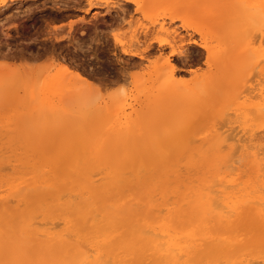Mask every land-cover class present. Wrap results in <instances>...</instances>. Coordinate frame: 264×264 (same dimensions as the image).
I'll use <instances>...</instances> for the list:
<instances>
[{"label":"bare ground","instance_id":"6f19581e","mask_svg":"<svg viewBox=\"0 0 264 264\" xmlns=\"http://www.w3.org/2000/svg\"><path fill=\"white\" fill-rule=\"evenodd\" d=\"M85 1L87 6L85 10L83 9L85 13L91 8L99 6L96 2L90 0ZM122 1L123 4L119 6L117 16H114V21L119 20L117 24L119 26L117 27L118 29L121 26L120 23L130 24V20H124V15L128 14V7L131 5L133 6L134 13L142 12L144 8L149 5L160 6L163 10V18L162 23H159L157 29L155 27V21L150 22V25L145 27H133L134 29L131 30V41L138 45L141 38H143V46L141 48L126 46L120 39V32H113L111 37L114 51H118L121 55L143 58L145 55L144 53L147 54L151 51L155 43L158 46L169 44L167 41L160 40L156 37L148 39L153 32L164 33L171 39L178 38L180 40L182 37L176 26L175 28L169 29V26L167 27L166 25L171 26V24L174 25L176 22H180V28L186 29L191 27L189 22L175 14L189 8L194 11L192 8H195L196 10L198 9V6L201 5H211L213 9H217L216 11H218V14L215 16H213V13L209 16L210 19L207 18L212 25V27L207 30L211 36L214 38H220L219 35L223 34L226 37L227 44L229 42L234 44H228L229 46H226L225 48H221V45L220 47H214V45L213 47L215 49L213 47H210L211 49L209 48V50H211L209 53L211 52L212 57L216 58L219 54L222 55L220 59L222 63L220 64L224 69H220L219 67V73L216 71L215 75L208 78L206 83L208 88L205 90L207 93L209 91L208 95L211 96L210 98L212 99H208L207 97L206 99L203 96L202 99L204 100L205 98L204 101L201 100L200 93L198 94L200 91L199 86L192 87V85L189 86L190 88L187 86V88L184 85L181 86L180 83L174 80L172 72L177 69L178 65L175 66L171 57L177 55L179 59L181 58L183 61L186 60L185 58L187 57V54L186 51L170 49L166 56L163 57L164 63L162 62L170 68L169 74L167 76L165 75L164 78L160 76L162 75L161 73L160 75L156 74V79H154L157 82L151 87H146L141 81V83H137L139 85L143 84V86L140 85V87L146 88L148 90H146L147 92H150L149 89L157 92L152 94L153 96H150L152 99H148L150 94H145L146 97L148 96L146 99V105L150 104L149 106L145 105V107H151L149 108L152 111H149L150 115H154L149 116L150 118L155 117V119H153L154 121L159 118L157 121H161L160 125L164 121L166 122L165 124L168 122L166 126H168L171 121L170 126H175L173 128H176L178 131L180 128H185V123L188 122L189 118L191 122V120L194 121L197 117L201 116V114H199V116L198 114L196 115L195 112L200 111L199 113H201L202 107L205 106L204 103H207L208 100H212L211 105L207 104L208 107L210 106L209 108L218 107L220 96L225 99L226 97H224V95L231 93L229 92L230 89L231 91L239 90L238 88L246 86L248 81L254 82L250 81L251 78L255 80L253 77H259L256 79V85L251 88V92L254 89L257 91V94H255L257 101L253 102V100H251L248 103L245 101V103L239 105L235 102L230 103L231 100L229 101L228 96V103L224 102V104L238 105L234 108V111L236 117H240L243 121H247L250 118H255L258 121L260 119L264 120V51L261 48L264 41V0H143L142 3L139 0ZM56 9L58 10L60 8ZM27 12L29 13V11ZM69 26H71V23H69ZM58 27L59 26H55L54 28L58 29ZM195 28L196 27H194V29ZM195 31L204 39L205 30L197 28ZM223 35L221 38H224ZM216 45H218V42ZM207 47L206 45L204 46L206 51H208ZM217 47L219 48L216 49ZM160 58H162V56H160ZM119 60L121 61V59ZM123 61L126 62V60ZM225 63L229 65L228 68ZM162 65H160V68H164ZM130 66L132 67L134 65L132 64ZM61 68H63L62 65ZM63 70L67 71V67H64ZM229 70L230 73L228 72ZM233 71H235V73ZM72 75L75 79L74 83L76 79H78L77 81L84 80L82 74L78 71L72 73ZM1 80L0 77V84ZM225 80L228 85L232 81L229 90H227V88L230 87V85H227L226 87L222 86ZM143 81L145 82V79ZM78 83L79 82H77V84ZM226 83H224V85ZM206 84L204 88H206ZM76 86L78 87V85ZM73 87V89L76 88L74 85ZM218 87L222 88L219 90ZM215 88H217V90ZM224 88H226V90ZM248 88L244 87L241 91L244 92V90L246 91ZM223 89L227 91V93L223 91ZM240 90L238 92H241ZM211 91L215 92V97L212 96L213 93ZM216 91L219 92L220 95H218ZM77 92L79 93V91ZM231 96L232 99L237 97L233 95ZM116 102L118 103V101ZM120 102L122 101H119V103ZM40 103L42 102L40 101ZM43 103V107L40 109V105L38 107L39 115L44 114L45 116L52 117L53 123H51V125L53 126H56L58 122V126L61 123L67 125V122L64 123L65 120L63 122H61L62 119L59 120L61 116L59 117L57 108L53 105L50 106V104H46V102ZM224 104L221 103V108L225 107ZM95 106L93 108H95ZM36 107H33L32 109H35ZM117 107L119 109V106ZM117 107L114 109L116 110L114 114L110 113V111L105 114L103 110L104 107L102 109L103 112L100 111L101 113L99 112V109L102 107H96L97 109L95 108V110H92L91 107L93 112H91L90 109L88 110V113L91 112V114H89V116L87 114V118L93 119V121H97L98 119H101L102 121H98V124L100 123L101 127L96 124L99 129L92 128L90 131V133L92 132L91 134L95 135L94 138L91 137V134L87 135L86 132V138L89 139L90 137L89 140H86H96L95 147H93L91 151H88V154H83L84 147L85 151L88 148V144L84 143H87V141L82 137V132L85 133L84 131L86 129L83 126V129H81V126L79 129H76L75 122L72 126L67 125L71 128L69 130L70 132L68 131L67 126H62L64 127L63 130L66 129L65 134L67 139H69L67 136H71L70 133L74 130H76L74 131V134L76 135L78 133L79 135H76L77 137L74 135L76 137L75 140L78 139L81 141L82 139L81 142L78 140L75 141L73 138L74 136L72 135L73 137H70L69 144H65L67 147L70 144L72 146L73 144H76L78 147L74 151H79L80 147L84 146L79 154L78 152L75 154L69 153L64 155L62 159H60L62 157L60 154L61 157L58 158L62 162L60 165L64 164L63 167L49 162V164L51 163V165L48 166L49 168L44 169L45 165H40L36 158L39 155L42 157L41 152H39L38 149H35L38 152H34V150L31 151L33 148L29 146L25 147L24 142L17 140L20 144L24 145H20L22 148L25 147L27 151L30 148V153H27L26 149V153H24L20 146H16L19 143L15 144L16 149H21L22 157L26 156V154L32 156L33 153V155L36 156L34 157L36 160L29 155L30 160L33 159L34 161L31 160V162L37 161L38 164H35L37 162L29 163V160L28 164H25L27 167L25 165H23L24 167L19 165L22 168L26 167L25 169L27 172L25 171L26 173L24 172V174L17 171L15 173V171L12 170V174L9 176H12L15 173V175H13L14 178L7 182L6 190L4 189L3 191L2 187L5 182L4 176H8V174L3 176L1 171H3L4 168H7L8 166L6 165L8 164L5 163L6 167L4 165L1 167L0 163V233H30V237L28 234L29 239L27 238L28 240L22 241L21 244H23V242L26 243L27 241L35 243L37 242L36 238L38 237H35V234L32 236L33 233H54L50 231L51 229H45L49 228L46 226L48 224L47 222H44L45 224L42 223L43 226H45L44 230H42L43 228L39 229L36 225L35 219L38 216H40V218L42 216V218H46L47 221L52 219L55 221V218L53 217H59L66 226V231L64 232L63 229L62 232L56 233H82L76 240V244H71L66 240L67 238H58L55 241L47 240V245L44 244L45 246L43 245L41 248L44 252L37 251V253L44 254L46 252L45 249L55 250L59 256L54 255L50 250L51 252H48H50L51 256L48 255V257L57 256L58 259L60 258L59 264H62L61 261L67 257L69 261V256H71V259H73V257H76L75 260L78 259V263L76 261L75 264H264V128L262 127L263 130H259L262 134L257 133L254 129H248L246 127H241L240 130L238 129L239 131L237 130L238 132H235L234 128L236 125H233L231 127L233 129L232 131L226 132L225 134L222 132L218 133L216 131L217 128H221L223 126H221V124L223 123L224 126L226 125L224 119L225 122H216L221 127L218 126L215 128L216 130H212L213 133L210 136L200 139V142L195 145L191 151L187 153L184 151L169 153V142L173 141L174 144H176L175 146L178 145L181 147L185 142V135L183 136V133L189 132V128L193 122H189V126L187 125V128H185L186 130H181L183 133H180V130L178 131L179 134L176 133L178 136L181 134L182 143L179 140V143H176L178 137L176 134H172L173 136H176V140H174L175 137H172L173 140L170 141L171 137L169 136H171L172 132L175 133L176 131L168 130L163 123L160 126L163 127L160 128L159 132H161V134L159 139H163L164 136V140L167 141L160 140L167 144V149L169 150L167 153L161 147L162 145H160V141L157 137L156 141H159L157 143H159L162 149L156 150L159 146L154 140L155 134L158 133V130L153 126L158 122L156 121L155 123L152 121L150 123L154 124L152 126L153 129L149 127L150 129H146L147 132H143L144 134L146 133L147 139L150 141L147 140L149 146L147 144L146 147H150L149 149L153 148V151L155 152L153 153V151H151V153H149L147 151L148 153L145 152L137 155L125 154L124 156H121L120 154L103 151V143H108L109 140L114 142L115 147H119V142L129 141L130 138L127 140V137L133 135L132 133L135 134L136 132L138 135L139 133H137V131L131 132L134 124H137L134 119L124 120L125 118L123 116L124 121H121V118H117ZM120 107L122 106L120 105ZM195 107L197 108V111L195 110ZM85 108L87 109V107ZM85 108L83 106L82 109L84 110ZM123 108H121L122 112L124 111ZM141 109L142 108L138 110ZM148 110H146V113ZM160 111L162 112L160 113ZM174 111H182L183 113L179 116H175L173 113ZM192 111L194 112L193 114L195 115V118L191 113ZM203 111H205V109ZM226 113H228L229 116L231 112H225L224 114ZM111 114L113 115V121L108 122L111 119L109 118ZM129 114L127 113L128 116ZM157 114L159 117L157 116L156 118ZM135 115L136 114L134 113L133 116L135 117ZM220 116L222 115L219 113V117ZM80 117L81 121L85 118L82 117V115H80ZM175 117L177 119H175ZM178 117L179 119H182L178 120ZM166 118L167 120H165ZM89 119L86 120L87 123ZM226 120H228V118ZM200 122L198 121V123ZM228 122L230 121L228 120ZM261 122L264 124L263 121ZM77 123L78 122H76V124ZM82 123L83 121L80 122V125H83ZM76 126H78V124ZM192 126L194 127V123ZM227 126L229 125L227 124ZM172 127H170V129ZM231 128L229 129L231 130ZM151 129L153 131L157 130L154 131L155 134L152 133L153 131ZM204 129L207 130L206 126ZM150 130L152 135L150 134ZM225 130L228 129L224 127L223 132ZM194 131L195 130L190 132ZM233 131L235 132L234 134H232ZM63 134L62 131V135ZM65 134L63 135V138ZM62 135H59L60 138H58L65 140L66 138H61ZM131 137L133 141L132 143L135 145V142L137 143L138 141L135 140V136ZM193 137L195 138V136ZM196 137H198V135H196ZM141 139L140 141H142ZM71 140H74L75 142ZM59 141L61 142V140ZM194 141H196V139H194ZM13 142L16 143L15 140H13ZM65 142L68 141L65 140ZM3 143L4 141L0 138V159L3 158V154L9 151L8 147V151L3 153V151L6 150H3L5 147H3ZM132 143L131 145H133ZM59 144L61 145V143ZM91 145L93 146V143ZM15 146L14 149H12L13 146L10 147V150H14V153L16 152ZM56 146L58 145L56 144ZM122 146H124V143ZM178 146L176 148H179ZM171 147L175 148L174 145ZM132 148L134 149L135 146ZM73 149H75V146ZM173 150L171 149V152ZM20 151H17L18 155L16 156L21 157L19 154ZM59 153H57L58 155L56 154V156H59ZM13 157L16 158L15 155ZM46 157L49 159L48 156L45 155V158ZM27 158L28 156L23 157L24 160H27ZM13 159H11V164L16 161V159ZM12 160L14 162H12ZM144 161H147L148 164H145ZM2 164L4 163L2 162ZM11 164L9 166H11ZM32 164H34L35 167L32 166ZM17 165H15V167ZM29 165L32 169L28 171L27 169ZM36 165L41 167H36ZM241 166L246 170V177L244 179L240 174ZM11 168L12 167H10V169ZM7 170H9V168ZM73 196L75 199H73ZM9 198L13 199L16 203L14 206L10 204L12 203V200L10 201ZM9 204L11 206H9ZM140 204L144 206L143 209L139 208ZM58 223H55L57 227L59 224H62ZM49 224L53 225L52 227L54 228V222L53 224L49 222ZM41 226L42 225L39 227ZM57 230L58 229H56V231ZM60 236L64 237L62 235ZM75 236L77 235L75 234ZM73 239H75V237ZM39 240L40 242H45L46 239L39 237ZM32 247L35 249L40 248L37 243L33 244ZM74 247H76V249ZM3 264L8 263L4 262Z\"/></svg>","mask_w":264,"mask_h":264},{"label":"rangeland","instance_id":"374dc122","mask_svg":"<svg viewBox=\"0 0 264 264\" xmlns=\"http://www.w3.org/2000/svg\"><path fill=\"white\" fill-rule=\"evenodd\" d=\"M11 1L12 0H0V77L2 79L1 84H0V138H2V140L4 141L3 147L4 146L5 147L3 148V150L6 149L3 151V153L7 152L9 150L7 153L3 154V158L0 159L1 167H2V165L5 166L6 164H8V165H6V166H8L7 168L3 167L4 168L3 171L5 169L7 170L9 168V170H7V171L5 170L6 173H5V171L4 172L1 171V174H3V176L5 174H8V176H4L5 182L3 181L4 182L3 187H2L3 191H4V189L6 190L7 182L9 180L11 181V179L14 178L13 175H15L16 171L20 172L22 174H24V172L26 171L25 168L27 166L25 164H28V161L30 160V157H29L30 154H26V156H28L27 160H24L26 158L23 159V157H26V156L22 157V155H21L22 151H24V153H26V151H27V149L25 148L26 146L33 148V149H31V151L34 150V152H35L36 151L35 149H38L39 152H41L42 157H40V155L38 156V154H37L38 157H36L35 155H33L32 152H31L32 156L31 155L30 156H31V158L33 157V159H35V160L37 158V161L40 163V165L41 164L45 165L44 169L49 168L48 166H50L51 163L63 167L64 164L60 165V163H62L60 161V159H62L64 157V155H67L69 153L75 154L76 152H78V154L81 153L80 150L84 146L80 147V150H79L80 152H79V151H74L77 149L78 145L76 146V144H73V142H72L73 146L71 144L68 145V147L65 145L67 143L69 144L70 137L72 135L73 136L75 135L74 131H76V130L71 131V133H70L71 136L68 134L69 136H67V137L69 139H67L66 134H65L66 129L63 130L64 127H62V126H67V125L72 126L75 124L76 129H79L80 126H81V129H83V127H84L86 130L85 131L83 130L85 133L82 132V134H83L82 137H84L85 140L88 139L85 136L86 132H87V135H90L92 133V132L90 133L92 128L93 129H99V127H101L100 123L98 124V121L102 122L101 119L100 120L98 119L97 121L96 120L93 121V119H89L86 117L87 114L89 116V114H91V112H93L92 110H95L96 107H98V108L102 107L101 109H99V112L100 111L103 112V110H104L105 114H107V112L109 113V111H110V113L114 114V112L116 111V110H114L115 107L119 106V109L117 107V109H118V111H117L118 117L117 118H119V119L121 118L120 119L121 121L124 118H125L124 120H126V119L133 120L134 119V121L137 122V124L136 123L134 124L133 129H131V132L137 131V133H139V135L136 134V132H135V134L132 133L133 135L129 134L133 137L135 136L134 137L135 140L138 141L137 143L135 142V145L132 143L133 142L132 137L129 136L126 138L127 140H129V138H130L129 141H126L128 143L121 141L124 143V146H122L123 143L119 142V144H118L119 147H115L114 142L108 140V143L107 142L103 143V146H102L103 151L111 152L114 154H120L121 156H124L125 154L126 155H129V154L130 155H137V154H142L145 152L151 153V151H153V148L149 149L150 147H148V148L146 147L147 144L149 146L150 141L147 139V135H146V133L144 134L143 131L147 132L149 127H151L152 129L154 127L155 129H157L158 133H156V134L154 131H157V130L153 131L151 129L153 131L152 133L155 134V140L154 141H156V137L159 139L160 134H161V132H159L160 128L163 127V126L162 127H160V126L163 123L166 126L168 124V122H167V124H165L166 122L164 121L160 125L161 121L160 120L157 121L159 118L156 120L158 123H156V121L153 120V119H155V117L154 118L151 117L152 118V120H151V118L149 116H154V115L153 114L150 115L149 111H151V110L149 108H151V107H149V108L145 107L146 99L148 97V96L146 97L145 94H147V93L150 94L148 97V99H150L151 98L150 96L152 94H154L156 91L155 90L151 91V89H149L150 92H147L148 90L144 87H140V85L143 86V84H144V85H146V87H151L152 85H154L157 82V81H155L156 74L160 75V73H161L162 75H160V76H162L163 78L165 75L167 76L169 74L170 68H168L165 64H163L164 63L163 57L166 56L167 52L170 49H175V50H179V51H186V54H187V57L185 58L186 60L182 61L181 58L179 59V57L177 55L171 57V60H172V62L175 63V66L178 65L177 69H175L173 72L171 71L173 73L172 74L173 78L176 82L180 83L181 86L182 85H184L185 87H187V86L189 87L192 85H193L192 87L199 86L200 91L198 92V94L200 93L199 95H201L200 96L201 100H203L202 99L203 96L205 98L207 97L209 99L211 96L208 95L209 91H208V93L206 92V90L208 88L207 84H206L207 80L211 76L215 75L216 71H217V73H219L221 68L224 69L223 67H221V64H220V63H222V61H220L222 55L219 54L216 58L212 57L211 52L209 53V51H211V50H209V48L210 47L212 48L214 45H215L214 47H216V46L220 47V45H221V48H225L226 46L233 44V43L229 42L228 43L229 45H228L226 43L227 40H226L225 35L220 34L219 35L220 38H214L207 31L210 27H212V25L208 21V19H210L209 16L213 13H214L213 16L218 14V11H216L217 9H213V7L211 5H209V6L208 5L207 6L201 5V6H198V9H196V10H195V8H192V9H194V11L191 10V8H189L190 10L186 9V10H183V11L175 14L176 16L183 18L184 20H186L187 22H189L191 24V27L186 28V29L180 28V26H179L180 22H176L174 25L171 24V26L166 25L167 27L169 26V29L175 28V26H176V28L178 29V32L180 33L182 38L180 40L178 38L171 39L170 37H168L164 33L153 32L149 36L148 39L156 37L160 40L167 41L169 44H167V45L164 44V45L158 46L155 43L153 45V49L148 52L149 54L144 53L145 55L143 56V58H138V57L124 56V55H121L118 51H114L111 34L115 31L118 33L120 32V34H121L120 39L123 41V43H125L126 46L132 47V48L133 47L141 48L143 46L142 41L144 39L141 38V41L138 45L133 43L131 41L132 40L131 39V30H133L134 28H141L143 26L145 27L147 25H150V22H152V21H155V27L157 29L159 23H162V18H163V12H162L163 10H162V7H160V6H155V5L154 6H150V5L146 6L144 8V10L140 13H134L133 12V6L132 5L129 6L128 7V9H129L128 14L124 15V20H127V19L130 20V24L128 25L125 23H123V24L120 23L121 26L118 29L117 27H119V26L117 24H118L119 20L114 21V18L117 16V13L119 11L118 10L119 6L123 4L122 0H90L92 2L98 3L99 6L96 8H91L86 13L84 12V10L87 7L85 0H79V1L78 0H74V1L73 0H51V1L50 0H47V1L46 0H13L12 2ZM75 1H78V2H75ZM139 1L141 3L143 2V0H139ZM40 4H42V5H40ZM43 4H44V6H43ZM56 4H57V6H56ZM53 5H54V7H53ZM49 6H50V9H49ZM56 8H60V9L57 10ZM59 10H60V12H59ZM27 11H29V13ZM69 13H70V16H69ZM69 23H71V26H69ZM55 26H59L58 29H55L54 28ZM194 27H196L195 29L200 28V29L205 30L204 39L202 38V36L199 33H197L195 31ZM222 35L224 38H221ZM215 40H216V42H215ZM217 42H218V45H216ZM224 44H225V46H224ZM262 44L263 45L261 46V48L264 51V41ZM205 45H206V47L209 46V47H207L208 51H206V49L204 48ZM219 47H217L216 49H218ZM222 51H223V49H222ZM222 51H220V52H222ZM216 52H215V54H216ZM160 56H162V58H160ZM118 58L121 59V61ZM123 60H126V62ZM218 61H219V64H218ZM135 63H137V64H135ZM132 64L134 66L131 67L130 65H132ZM61 65L63 68H61ZM160 65L164 66V68L163 67L160 68ZM218 65H220V66H218ZM226 65L228 68L229 65L228 64H226ZM64 67H67V71L63 70ZM74 67H76V68H74ZM219 67H220V69H219ZM215 68H217V69H215ZM122 69H124V70H122ZM76 71H78L80 74H82V77L84 79V80H80V81H77L78 79H76V81L79 82L78 84L76 81L74 83L75 79H74V76L72 75V73H74ZM121 71H122V73H121ZM228 72L230 73V70ZM233 72L235 73V71H233ZM233 72H231V73H233ZM232 76H233V74H232ZM203 77H205L206 80ZM253 78H255V80H256L259 77H253ZM144 79H145V82L147 80L148 81L145 83L143 81ZM202 79H203L204 83L206 84V88H204L205 84L203 83ZM255 80H253L251 78L250 81H254V82L248 81L247 85L244 87H247V88L249 87L250 89L248 88V90H246V91L244 90V92L241 91L242 89H244V87L241 88L242 87L241 86L238 88L239 90L241 88V90H240L241 92H238L239 90H236V89H234L236 91H231V89H230L229 92H231V93L225 94L224 95V97H226L225 99L221 96L220 97L218 96L220 98L219 102L216 100L219 103L218 107H215V108H209L210 106L208 107L207 104L211 105L212 100L211 101L208 100L207 103H204L205 106L202 107L201 113H199L200 111L198 112L197 108L195 107L196 108L195 110L197 111V112H195L196 115L198 114V116H199V114H201V116L197 117L196 119L198 120V118H199L198 121L199 122L201 121L202 123L201 122L198 123V121L196 119L194 121L191 120V122L194 123V127L192 126L193 125V123H192V125L189 128V132L183 133L182 132V131H184L183 129L187 128L186 127L187 125L189 126L190 118L188 119V117H187V119H188L187 123L188 124L185 123L186 124L185 128H182V129L180 127H179L180 129L178 128L180 130V131L179 130L178 131L180 133L182 132L183 136L185 135V138H184L185 142L183 144L184 146L182 145L184 150L182 149L181 145H180L181 147H179L177 145L179 148H176L177 147V146H175L176 144H174V142L172 141L173 140L172 137L173 138L175 137L174 140H176V136H173V135L176 133L179 134V132L177 131L176 128H173L175 126H173V127L170 126L171 121L169 120L170 124L168 126H166V128L170 131L174 130V132L175 131L176 132L175 133L172 132L171 136H169V137H171V140L170 139L169 140L172 141V142H169L170 146H168L169 147L168 149L170 150V152L167 149V144H165V142H163V141H160V140L165 139L164 136H163V139H159L160 145H162L161 147L163 148V150L167 153L168 152L173 153V152H177V151H184L185 153H187V152L191 151V149L200 142V139H202L203 137H206V136H210L213 133L212 130L214 131V130H216L215 128L220 126L217 123H221L222 121H224V119L226 121V123H225L226 125L224 126V123L221 124V126L222 125L223 126L222 127L220 126L221 128L218 127L216 130L218 133L222 132L223 134H225L226 132L232 131L233 129L231 127L233 125H236L234 128L235 132L238 129L240 130L241 127H246L248 129H254L257 131V133L262 134V132H260L259 130H263V128H264V124H262V122H261V121L264 122L263 119H260L258 121L255 118H250L247 121H243L240 117L239 118L236 117V113L234 111V108L237 107L238 105L237 106L235 104L226 105L228 103L227 102L228 96H229L228 97L229 101L231 100L230 103L235 102L236 104H239V105L241 103H245V101L247 103L251 100H253V102L257 101V98L255 96V94H257V91L254 89L251 92V88H253L254 85H256V83H257V80L256 81ZM140 81L143 84H140V85L137 84L138 82L141 83ZM224 83H226V80ZM224 83L222 86L226 87L228 84L226 83L224 85ZM253 83H255V84H253ZM81 84L83 85V87ZM230 84L232 85V81L229 83V85ZM233 84H235V83H233ZM73 85L76 87L75 89H73L74 88ZM76 85H78V87ZM137 85H139V86H137ZM231 85H230V87L227 88V90H229V88H231ZM239 86H240V84H239ZM139 88H141V89H139ZM218 88L220 90L222 87H218ZM235 88H237V87H235ZM215 89L217 90V88H215ZM224 89L226 90V88H224ZM224 89H223V91H225ZM77 91H79V93ZM151 92H153V93H151ZM225 92L227 93V91H225ZM212 93H213L212 96H214L215 92L213 91ZM216 93H218V95H220L219 92L216 91ZM231 95L237 96V97H234L235 99H232ZM205 98H204V100H205ZM210 99H212V98H210ZM40 101L42 103H40ZM116 101H118V103H119V101H122L119 103L122 107H120V105ZM43 102H46V104H48V105L50 104V106L53 105L55 108H57L58 113H59V117L61 116L59 118V120L62 119L61 122H63L65 120L64 123L67 122V125H65V124L63 125L60 122L61 124L58 126V124H59V122H58L56 126H53V125H51V123H53L52 117L45 116L44 114L39 115L38 111L41 107H43V104H44ZM220 102L222 104H224V102H227L226 104H224L226 108L222 107L223 110L221 108L222 105ZM237 102H240V103H237ZM39 105H40V107H39ZM149 105L150 104H148L146 106H149ZM83 106H84V108L87 107V109L85 108L83 110L82 109ZM94 106H95V108H93ZM33 107H36V108L32 109ZM38 107H39V109H38ZM91 107H92V110H91ZM103 107H104V109H103ZM107 108H108V110H107ZM121 108L124 109L123 112L121 111ZM140 108H142L141 109L142 111L138 110ZM89 109L91 111L90 113H88ZM111 109H112V111H111ZM204 109L206 112L203 111ZM146 110H148L147 113H146ZM174 110H176V109H174ZM198 110H199V108H198ZM224 111L229 112V113L231 112L230 114H233L234 116L229 114V116H230L229 117L228 113H226L227 115L224 114L225 113ZM37 112H38V114H37ZM80 112H81V114H80ZM129 112L132 115H130ZM161 112L162 111H160V113ZM127 113L129 114V116L127 115ZM134 113L136 114L135 117L133 116ZM173 113L175 116H179L183 112L182 111H178V112L174 111ZM191 113L193 114L194 112L192 111ZM219 113L222 116L219 117ZM112 114L109 117L111 119L108 122L113 121V118H112L113 115ZM155 114H156V112H155ZM80 115H82V117H85L84 118L85 121L82 119L83 125H80V122H82L80 120L81 119ZM138 115L140 116V118ZM123 116H124V118H123ZM157 116H158V114L156 115V118H157ZM136 117H138V118H136ZM193 117L195 118V115ZM167 118H169V117H167ZM167 118L165 120H167ZM227 118L230 122H228V120H226ZM87 119L90 120V121L88 120V123L86 122ZM175 119H177V118L175 117ZM180 119H182V118H180ZM180 119L178 117V120H180ZM214 119H215V121H214ZM232 120H233V123H232ZM152 121H154L156 124L154 125V124L150 123ZM196 121H197V123H196ZM218 121H220V122H218ZM76 122H78L77 123L78 126H76L77 125ZM175 122H177V121H175ZM86 123L91 128H89L86 125ZM90 123H92V124H90ZM96 124L99 125V127L96 126ZM147 124H149L150 126ZM195 124H198V125H195ZM227 124L229 126H227ZM142 125H143V127H142ZM169 126L172 128L170 129ZM205 126H206L207 130L204 129ZM55 127H56V131H55ZM156 127H158V128H156ZM224 127L228 130H225L223 132ZM87 128H89V129H87ZM141 128H142V130H141ZM143 128H144V130H143ZM229 128H231V130ZM70 129L71 128L68 127V131ZM72 129H73V127H72ZM196 129H197V132H196ZM52 130H53V132H52ZM57 130H58V133H57ZM61 130L65 134V136H64V138H66L65 140H67L68 142H65V140L59 139L60 138L59 135L60 136L62 135ZM151 130H150V134H151ZM193 130H195V131L190 132ZM54 132H55V134H54ZM235 132L233 131L232 134H234ZM63 135L61 138H63ZM76 135H78V133ZM91 135H92L91 137L94 138L95 135H93V134H91ZM196 135H198V137H196ZM75 136L73 137L74 140L77 137V136L76 137ZM179 136L177 137L176 143L178 142V140L182 143L181 136H180V138H179ZM193 136H195V138ZM55 138H57V139H55ZM89 139H90V137H89ZM140 139L142 141H140ZM194 139H196V141L197 140L198 141L196 142V141H194ZM13 140H15L16 143H14ZM17 140H19L20 142H24L25 147L22 148L20 146L22 144H20V142ZM59 140H61V142ZM74 140H71V141H74ZM77 140H75V141H77ZM88 140H86L87 143L83 141L85 144H88L87 145L88 148L86 151L84 150L85 149V147H84L83 154H88V151H91V149H93V147H95V145H96L95 139H92L94 142L88 141ZM81 141H82V139H81ZM81 141H79V142H81ZM159 141L157 140L156 144H158V146L160 147L159 143H157ZM164 141H166V140H164ZM59 143H61V145ZM92 143H93V146L91 145ZM131 143L135 146L134 149L132 148L134 146L131 145ZM15 144H18L16 146L17 147L20 146L22 151H20L21 149H16ZM56 144L58 146H56ZM136 144H137V146H136ZM24 145H22V146H24ZM111 145H114V146H111ZM172 145H174V147L176 149L171 147ZM12 146H13L12 149H14V146H15V150H16L15 153H14V150L11 149L13 151V153L10 150V147H12ZM74 146H75V149H73ZM89 146H90V148H89ZM8 147H9V149H8ZM56 147H57V149H56ZM143 147H145V148H143ZM159 147H157L156 150L162 149L161 147L160 148ZM25 149H26V151H25ZM29 149H28L27 153L28 152L30 153ZM165 149L168 151H166ZM171 149L172 150L175 149V150H173L171 152ZM70 150L74 153H72ZM163 150H162V152H163ZM17 151H20L19 154L21 155V157L16 156V155H18ZM36 152H38V151H36ZM42 152H43V154H42ZM154 152L155 151H153V153ZM57 153H59V156H56ZM44 154L46 156H48L49 159H47V157L45 158ZM60 154L62 157L60 156ZM4 155H6V156L9 155V156L6 157ZM11 155H13V156L15 155L16 158H14ZM23 155H25V154H23ZM34 157H36V158H34ZM58 157L59 158L61 157V158L59 159ZM13 158L16 159L15 162H17L18 165H17V163H15L13 161L14 160ZM18 158H19V160H18ZM20 158H21V160H20ZM11 159H13L12 162H14L12 164H11ZM33 159H31V160H33ZM31 160L29 161V163H32L34 161L33 160L31 162ZM52 160H53V162H52ZM37 161H35V162H37ZM2 162L4 164H2ZM35 162H33V163H35ZM38 162L35 164H38ZM47 162H48V164H47ZM49 162H51V163L49 164ZM144 162H145V164L146 163L148 164L147 161H144ZM10 164H11V166H9ZM13 164H14V166H13ZM15 165H17V166L15 167ZM19 165H21L22 167H24L23 165H25L26 167L22 168ZM32 166H34V164H32ZM10 167H12V168L10 169ZM36 167H41V166L36 165ZM14 168H17V169L19 168V169L17 170ZM30 169H32V168H30V165H29L27 170L29 171ZM42 169H43V167H42ZM244 169H245L244 167H242V166L240 167V174L243 176L242 177L243 179L246 177V174H245L246 170H244ZM12 170L15 171V173L12 175L13 177L9 176L12 174ZM73 199H75L74 196H73ZM9 200L10 201L12 200V203H10V204H12V206H14L16 204L13 201V199L9 198ZM10 204H9V206H11ZM139 208L143 209L144 206L140 204ZM53 216H56V215H53ZM53 218H55V221H54V219L47 221V219L42 218V216H41V218H40V216H38L35 219L36 225L38 226L39 229L43 228L42 230H44L45 226H43V224H45L44 222H47L48 224L46 226H48L49 228H45V229H48V230L51 229L50 231L54 232V233H49V234L48 233H42L43 235L41 233H33L32 236H34V234H35V237H38V238H36L37 242H35V243L27 241L26 243L23 242V244H21L22 241H26L29 239L30 233H0V264H3L4 262H6L8 264H59L60 258L58 259L57 256L48 257V255L51 256L50 255L51 251L54 253V255H58V253L55 250L45 249L46 252L44 254L37 253V251H39V252L43 251L44 252V250L41 248L43 247L44 244L47 245L48 242H46V241L47 240L48 241L49 240L55 241L58 238H64V239L67 238L66 240L69 241L71 244L72 243L76 244V242H77L76 240L78 239V237L81 236L82 233H78V234L77 233H71V234L63 233L65 235H63L62 233H56V232H62L63 229H64L63 231L65 232L66 226L63 224V221L59 217H53ZM44 220H46V221H44ZM52 221L54 222L55 226L59 221H62V222H59L62 224L58 223L59 228L57 226H56V228H55V226L53 228L52 227L53 225L49 224V222L51 224H53ZM40 225H42V226L39 227ZM50 227H52V228H50ZM56 229H58V230L60 229V230L56 231ZM28 234H29V237H28ZM75 234L77 236H75ZM60 235H62L64 237H61ZM42 236H44V237H42ZM39 237L42 239L43 238L46 239L45 240L46 243L43 241L40 242L41 239L39 240ZM71 237H72V239L75 237V239L72 240ZM36 243L39 245L40 248L35 249L34 247H32V245L36 244ZM74 248L76 249V247H74ZM48 251H50V252H48ZM69 257H70L69 261L67 259L68 257L63 259V260L61 259L62 264H65V263L66 264H75L76 261L78 263V259L75 260L76 257L75 258L73 257L74 260L71 259V256H69Z\"/></svg>","mask_w":264,"mask_h":264}]
</instances>
